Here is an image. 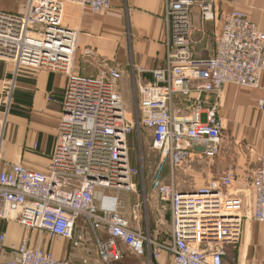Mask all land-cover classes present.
Returning <instances> with one entry per match:
<instances>
[{"label":"built area","instance_id":"built-area-1","mask_svg":"<svg viewBox=\"0 0 264 264\" xmlns=\"http://www.w3.org/2000/svg\"><path fill=\"white\" fill-rule=\"evenodd\" d=\"M65 3L95 13L111 7V0H27L24 14L0 11L1 59L17 67L67 75L48 171L7 162L0 171V223L7 227L18 223L29 233L20 243H9L6 231L0 230V264H89L60 260L50 250L32 247L35 230L40 238L67 239L73 249L92 241L101 264L120 260L123 244L139 256L148 251L154 258L166 249L175 264H231L226 261V247L242 242L246 218L241 195L231 191L236 174L226 172L194 191L180 190L163 174L167 164L174 175L192 157L220 155L224 125L216 97L228 83L260 87L264 32L244 14L228 13L215 54L194 58L189 49L193 8L198 6L206 19L215 18V0H166L170 32L166 61L150 71L152 82L136 84L135 122L119 91L122 72L117 67L104 62L94 76L74 72L79 32L63 24ZM15 88V79L8 80L0 92L5 114L12 107ZM136 123L151 132L153 147L160 153L152 192L170 206L168 243L132 229L117 208L106 204L113 198L110 190L130 192L135 186L139 172L130 162L129 136ZM1 137L0 133V162ZM250 188L252 216L264 227V162L254 169ZM83 219L88 221L89 234L77 231Z\"/></svg>","mask_w":264,"mask_h":264},{"label":"crops","instance_id":"crops-1","mask_svg":"<svg viewBox=\"0 0 264 264\" xmlns=\"http://www.w3.org/2000/svg\"><path fill=\"white\" fill-rule=\"evenodd\" d=\"M165 1L111 0V7L101 13L79 4L65 3L63 24L79 32L74 72L94 76L102 68L103 62L117 67L122 72L118 84L122 96L130 90L131 79L134 84L152 82L150 71L165 64L170 40ZM215 4V21H203L200 8L195 6L193 9L194 30L190 37V48L195 55L208 58L215 54L224 18L234 11L244 14L264 32V0H215ZM26 6L27 0H0V11L4 12L21 15L26 12ZM14 79L16 88L10 111L5 114L0 105L3 154L0 171L7 162L47 172L59 133L63 109L61 99L67 75L47 68L17 67L14 62L0 58V92L8 80ZM216 99L218 115L223 120L224 138L218 157H201L197 160L203 179L201 185L205 186L229 171L236 174L231 191L241 195L246 218L242 242L238 246L226 247V261L231 264H264V227L252 216L254 196L250 188L254 169L264 162V108H261V101H264V74L260 87L228 83ZM183 172L192 173L193 170L184 169ZM180 174L179 169L171 175L179 178ZM175 181L180 190H183L180 186L187 188L184 191L202 187L180 185L177 179ZM108 193L117 198V212L129 221L132 229H142L144 224L147 227L148 216L142 208L147 200L144 198V202L140 203L141 195L136 190H110ZM149 207L152 211V226L142 230L152 240L168 243L172 231L169 204L150 191ZM77 231L89 234L88 221L81 220ZM6 233L11 243H18L27 237L23 227L10 225ZM34 234L31 246L50 250L57 259L101 264L92 241L73 249L67 239L51 240ZM121 249L123 257L112 264H175L166 249L159 250L157 258L150 256L148 251L146 255L139 256L124 244Z\"/></svg>","mask_w":264,"mask_h":264},{"label":"rangeland","instance_id":"rangeland-1","mask_svg":"<svg viewBox=\"0 0 264 264\" xmlns=\"http://www.w3.org/2000/svg\"><path fill=\"white\" fill-rule=\"evenodd\" d=\"M194 9V8H193ZM193 13V11H192ZM201 13V18L205 22H210V21H215L216 18H210L206 19L200 10ZM193 23V22H192ZM194 30V26H193ZM193 33V32H192ZM191 37V36H190ZM190 52L191 51L190 45H189ZM194 58H202L205 59V57H199L193 53ZM106 63H102V66H105ZM131 79V78H130ZM130 90L126 93H124L123 99L125 102V107L128 112V116L133 118V120L137 119V94H136V83L134 84V81H132L129 84ZM135 126V129L133 133L129 136V145H130V162L133 168L138 170V175L135 176L134 178V188L132 191L136 190L140 195V203H143L144 198L146 203H144L142 206L144 212L148 216V221H147V227L146 224L143 225L142 229L144 230L148 229V226H152L151 218H152V211L149 207V192L152 191V186L154 182V177L156 176L159 160H160V153L154 149L153 147V137L151 132L142 127L138 126V123ZM191 160H193L191 162ZM197 160L198 158L192 157L190 161H188L185 165H183L182 168H180L181 174L179 175V178L177 176H172L170 172V165L167 164L166 169L164 170V179L166 182H170L173 178L174 182L176 183V179L179 182L180 185H193L192 187L196 186H202L201 183L203 182V179L200 176V170H199V165H197ZM190 165L192 166L191 168ZM195 165V166H194ZM184 169H190L193 170L191 173H184ZM178 173V172H177ZM181 189H187L185 186H180ZM113 191V190H112ZM11 226H17V227H23L19 225L18 223H11ZM9 225V226H10ZM25 230L26 234L29 235L28 230L23 227ZM40 234L38 230H35L33 234ZM11 236V232L9 233ZM31 234V233H30ZM34 234V235H35ZM55 240H63V238H55ZM9 241V239H8ZM21 242V241H20ZM18 242V243H20ZM11 243V242H9ZM17 243V242H15Z\"/></svg>","mask_w":264,"mask_h":264},{"label":"bare ground","instance_id":"bare-ground-1","mask_svg":"<svg viewBox=\"0 0 264 264\" xmlns=\"http://www.w3.org/2000/svg\"><path fill=\"white\" fill-rule=\"evenodd\" d=\"M110 203V204H109ZM107 206H109L111 209H116L117 205H118V201L116 197H113L112 199L108 200V202L106 203Z\"/></svg>","mask_w":264,"mask_h":264},{"label":"trees","instance_id":"trees-1","mask_svg":"<svg viewBox=\"0 0 264 264\" xmlns=\"http://www.w3.org/2000/svg\"><path fill=\"white\" fill-rule=\"evenodd\" d=\"M6 229H7L6 224L0 223V230L1 231H6Z\"/></svg>","mask_w":264,"mask_h":264}]
</instances>
